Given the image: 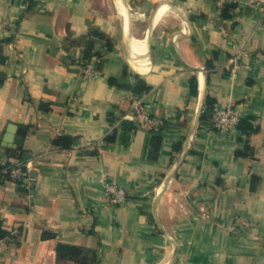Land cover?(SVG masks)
<instances>
[{
  "label": "crops",
  "instance_id": "1",
  "mask_svg": "<svg viewBox=\"0 0 264 264\" xmlns=\"http://www.w3.org/2000/svg\"><path fill=\"white\" fill-rule=\"evenodd\" d=\"M114 1L0 0V157L33 162L0 177V264H264V17L243 0ZM206 97L250 131H213ZM137 100L161 132L124 116Z\"/></svg>",
  "mask_w": 264,
  "mask_h": 264
},
{
  "label": "built area",
  "instance_id": "2",
  "mask_svg": "<svg viewBox=\"0 0 264 264\" xmlns=\"http://www.w3.org/2000/svg\"><path fill=\"white\" fill-rule=\"evenodd\" d=\"M243 3L264 17V0H243ZM99 59V57L83 59L80 64L81 74L86 78L95 76L98 73L97 66ZM124 116L137 120L141 126L152 133L161 132L164 126L161 118L152 115L148 111V104L138 100L132 104ZM241 118V115L231 105H227L212 112L209 124L213 131L221 133L237 130ZM32 167L33 162L31 160L24 161L0 157V177L10 179L11 181H20L29 177V171ZM103 184L109 202L120 204L126 199L127 192L122 187L107 181H104Z\"/></svg>",
  "mask_w": 264,
  "mask_h": 264
},
{
  "label": "bare ground",
  "instance_id": "3",
  "mask_svg": "<svg viewBox=\"0 0 264 264\" xmlns=\"http://www.w3.org/2000/svg\"><path fill=\"white\" fill-rule=\"evenodd\" d=\"M114 2H117V7L119 9V12L123 15L121 1L120 0H116ZM162 10H164V9L160 8V10H158V14L157 15H159L162 12ZM154 19H157V16H156V18L154 17ZM155 21L156 20H154V22ZM124 27H126V26H124ZM148 34H149V32H148ZM129 43H130V47H128V48H131V52H129V54L127 55V60H128V62L130 64V66L134 70H136L137 72H141V73L146 72V70L148 69V65L145 64L146 57H147L145 40L142 39V38H134L133 37L131 40H129Z\"/></svg>",
  "mask_w": 264,
  "mask_h": 264
},
{
  "label": "trees",
  "instance_id": "4",
  "mask_svg": "<svg viewBox=\"0 0 264 264\" xmlns=\"http://www.w3.org/2000/svg\"><path fill=\"white\" fill-rule=\"evenodd\" d=\"M139 85L136 86V91L139 90ZM212 101L209 97H206L205 99V109L201 113V118H207L211 116L212 112ZM249 119L248 117H243L238 123L237 128H239L242 131H250V125H249ZM157 138V137H154ZM5 234V231L1 228V221H0V238H2ZM56 252L58 257H73L77 258L82 252V249L79 247L69 246V245H58L56 248Z\"/></svg>",
  "mask_w": 264,
  "mask_h": 264
},
{
  "label": "water",
  "instance_id": "5",
  "mask_svg": "<svg viewBox=\"0 0 264 264\" xmlns=\"http://www.w3.org/2000/svg\"><path fill=\"white\" fill-rule=\"evenodd\" d=\"M24 156H25V154H24ZM33 171H34V170L31 171V175H32V176H33V173H34Z\"/></svg>",
  "mask_w": 264,
  "mask_h": 264
},
{
  "label": "rangeland",
  "instance_id": "6",
  "mask_svg": "<svg viewBox=\"0 0 264 264\" xmlns=\"http://www.w3.org/2000/svg\"><path fill=\"white\" fill-rule=\"evenodd\" d=\"M126 15V14H125Z\"/></svg>",
  "mask_w": 264,
  "mask_h": 264
}]
</instances>
